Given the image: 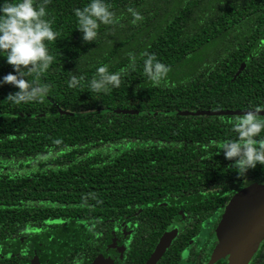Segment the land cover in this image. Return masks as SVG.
<instances>
[{
  "label": "trees",
  "instance_id": "obj_1",
  "mask_svg": "<svg viewBox=\"0 0 264 264\" xmlns=\"http://www.w3.org/2000/svg\"><path fill=\"white\" fill-rule=\"evenodd\" d=\"M87 3L44 5L57 37L48 69L32 77L43 98L13 104L16 89L0 87V264H33L49 232L166 214L182 192L196 193L202 219L211 191L243 178L220 150L241 114L197 112L264 106V0H105L115 23L85 42L73 9ZM128 8L142 19L131 23ZM148 54L169 68L158 85L143 72ZM101 65L124 69L119 87L89 88ZM11 71L0 57V76Z\"/></svg>",
  "mask_w": 264,
  "mask_h": 264
},
{
  "label": "flooded vegetation",
  "instance_id": "obj_2",
  "mask_svg": "<svg viewBox=\"0 0 264 264\" xmlns=\"http://www.w3.org/2000/svg\"><path fill=\"white\" fill-rule=\"evenodd\" d=\"M262 168L258 164L254 173L235 182L227 192L222 193L220 187L212 190L215 198L206 201L207 210H202V219L201 215L197 216L196 193L190 200V194L182 192L181 203L163 209L167 212L163 215L149 212L145 217H139L133 213L102 227L83 224L76 231L64 232L62 238L49 232L47 239L35 242L36 249L32 251L38 254L34 253L33 264H92L98 256L111 264H207L218 242L217 228L230 200L251 185L264 186ZM151 219L159 222H142ZM162 238L165 242L168 240L167 245L159 258L151 263L150 257ZM136 246H141L143 251L136 253ZM216 264H227V261L220 259ZM248 264H264V238Z\"/></svg>",
  "mask_w": 264,
  "mask_h": 264
},
{
  "label": "clouds",
  "instance_id": "obj_3",
  "mask_svg": "<svg viewBox=\"0 0 264 264\" xmlns=\"http://www.w3.org/2000/svg\"><path fill=\"white\" fill-rule=\"evenodd\" d=\"M47 0H0V57H3L12 71L0 76V87L5 84L13 86L16 91L5 97L13 104L29 103L43 98L48 89L45 85L32 78L33 74L48 69L53 60L46 42L56 39L57 33L52 30L51 22L45 19L44 5ZM132 16L131 23L142 19L139 12L128 8ZM73 14L77 21V30L85 42L93 41L100 25L115 23L114 13L109 10L105 0H88L83 8H74ZM135 57L129 53L130 66L134 65ZM169 68L148 54L143 61V72L147 78L158 85L166 77ZM110 72L107 65L96 68V75L90 80L89 88L99 92L108 87L120 86L121 74ZM77 82L71 77L69 86ZM264 106H253L238 116L232 124L234 139L223 141L220 150L225 160L232 161L238 177H244L249 169L258 164L264 167V118L260 112Z\"/></svg>",
  "mask_w": 264,
  "mask_h": 264
},
{
  "label": "water",
  "instance_id": "obj_4",
  "mask_svg": "<svg viewBox=\"0 0 264 264\" xmlns=\"http://www.w3.org/2000/svg\"><path fill=\"white\" fill-rule=\"evenodd\" d=\"M244 111L197 112V114H242ZM260 115L264 112H260ZM218 242L212 250L208 264L224 258L227 264H248L264 238V186L251 185L237 193L226 207L222 221L218 225ZM222 235V239H221ZM161 239L156 246L151 263L161 255L167 245ZM92 264H111L98 256Z\"/></svg>",
  "mask_w": 264,
  "mask_h": 264
},
{
  "label": "rangeland",
  "instance_id": "obj_5",
  "mask_svg": "<svg viewBox=\"0 0 264 264\" xmlns=\"http://www.w3.org/2000/svg\"><path fill=\"white\" fill-rule=\"evenodd\" d=\"M219 237H220V235L217 234V239H218ZM221 239H222V235H221ZM222 259H224V258H222ZM226 261H227V259H226Z\"/></svg>",
  "mask_w": 264,
  "mask_h": 264
}]
</instances>
